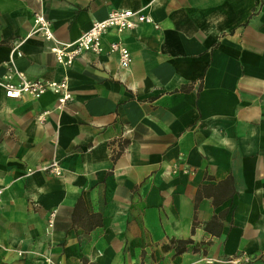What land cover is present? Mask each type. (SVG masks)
Listing matches in <instances>:
<instances>
[{"label":"crops","instance_id":"1","mask_svg":"<svg viewBox=\"0 0 264 264\" xmlns=\"http://www.w3.org/2000/svg\"><path fill=\"white\" fill-rule=\"evenodd\" d=\"M124 7L68 66L31 33ZM64 76L61 108L0 84V264H264V0H0V80Z\"/></svg>","mask_w":264,"mask_h":264},{"label":"built area","instance_id":"2","mask_svg":"<svg viewBox=\"0 0 264 264\" xmlns=\"http://www.w3.org/2000/svg\"><path fill=\"white\" fill-rule=\"evenodd\" d=\"M144 20H150V17L138 10L125 7L113 8L105 17L92 21L91 25L82 31L75 39L61 41L55 37L51 22L45 13L41 10H35L33 13L31 33H39L44 39L52 41L50 50L55 54L58 63L63 66H68L82 51L90 50L99 52L102 49L103 35L108 30L115 29L116 31H124L133 28L138 22ZM21 41L22 39L15 41L11 47L12 52L14 51L18 55L22 54L19 49ZM108 51H117L120 63L123 66L128 65L131 61V52L120 39L110 40L108 42ZM7 76L8 75H6V78H8ZM0 84L4 87V94L7 97H17L22 94L39 97L44 92L50 90L57 95V106L59 108L63 107L72 98L68 79L65 76L61 79L21 77L18 81H13L11 79H6L4 81L0 80ZM39 168L55 174L61 172V165L56 158H52ZM28 170L32 171L31 168ZM3 190L4 186L0 185V199ZM49 225H51L50 220ZM240 257L241 255H235L230 257V260L237 262Z\"/></svg>","mask_w":264,"mask_h":264},{"label":"trees","instance_id":"3","mask_svg":"<svg viewBox=\"0 0 264 264\" xmlns=\"http://www.w3.org/2000/svg\"><path fill=\"white\" fill-rule=\"evenodd\" d=\"M187 239H183V240H181V241H186Z\"/></svg>","mask_w":264,"mask_h":264}]
</instances>
